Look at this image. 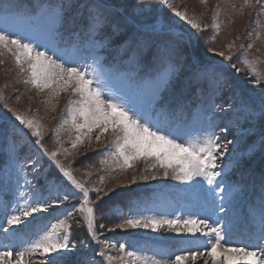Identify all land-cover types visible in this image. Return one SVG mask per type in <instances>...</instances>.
<instances>
[{"label": "rangeland", "instance_id": "374dc122", "mask_svg": "<svg viewBox=\"0 0 264 264\" xmlns=\"http://www.w3.org/2000/svg\"><path fill=\"white\" fill-rule=\"evenodd\" d=\"M35 1L5 0L8 7L6 11H0V27L9 31L24 32L42 43L46 42L47 32L44 29L47 19L37 23L35 16L43 13L47 17L50 15L48 5H56L61 0H40L39 4H35ZM78 2L87 4L91 0ZM105 3L109 5L110 17L121 23L122 30L119 35L113 36L110 35L111 28L105 29L103 46L98 43L89 46L82 42L80 60L90 63L92 57L99 58L104 67L110 68L117 77L115 83L118 87L126 90L130 88L138 99L151 101L157 111L164 109L174 114L172 116L180 117L181 120H172L171 127L183 139L202 142L208 132L214 131L221 144L233 141L229 144L232 154L218 157L220 167L216 169L220 171L223 168L224 172V176L218 178L222 179L226 186L223 193L224 207L231 205L239 195L251 196L243 204L239 203L238 215L229 213L230 217L224 220L220 218L219 222L228 233V222L233 225L232 229H239V225L244 228L245 224L248 225L247 228L255 226L253 220H246L244 223L239 219V214L258 216L255 212L261 210L262 204L260 199L256 198L264 197V177L260 178L264 175V151L260 148L261 136L264 134V118L261 117V110H264V12L259 8L244 5V0H168L167 4L162 0H105ZM2 7L4 5H0V8ZM174 7L186 12L190 19L201 25L202 31L191 29L186 22L174 18ZM76 10L74 5L71 12ZM214 15L216 23L219 24L218 32L212 27ZM29 19L33 20V25L26 23ZM155 22L165 24L163 34L149 30ZM172 25L174 26L169 27ZM69 43L71 39L65 30L62 46ZM248 44H252L251 49ZM137 45L140 48L155 46L163 64L152 69L143 64L135 52ZM170 45L176 46V55L171 58L165 54L166 46ZM229 45L233 47L229 48ZM240 45H243V50ZM130 46L133 51L125 55V50ZM209 48L231 55L232 61L209 52ZM244 58L254 63L257 74L262 77L259 82L257 75L252 74L241 62ZM0 60H3L0 64V224L7 227V216L13 214L16 204L23 206L34 203L37 199H48L49 186L53 181L57 183L61 193L65 186L71 188L70 182L48 157H43V168H33L31 160L40 158L39 146L35 145L36 138L31 136L30 130L14 126L18 125V122L14 121L13 113L9 111L13 109L35 119L41 125L42 142L49 151L62 147L72 153L70 156L58 154L57 159L72 170L77 180L88 188H101V195L109 193L104 196L97 211V230L101 242L97 243L89 238L81 215L75 214L76 220L81 223L77 227L76 222L72 221L73 234L70 240L76 247L64 258V264H82V258L85 264H106L103 257L97 253L105 250L108 255L117 257L119 252L113 250L112 245L115 244L118 248L120 243L126 244L128 250L138 256L161 261H165L167 255L163 256L159 250L166 246L164 243L168 242V237L182 238L183 242L187 237H193V242L206 244L205 239L196 238L199 234L195 237L187 233L178 235L165 228L156 232L144 228H116L124 218L131 216L160 219L181 215L187 217L189 213L200 217H204V212L213 214L211 205L205 200V194L200 191V184H203L204 188L208 185L202 180L199 183L175 180L171 172L165 177L163 169L158 166L145 171L144 160L134 162L132 168L116 167L113 159L104 151L113 139L111 133L105 134L100 141L94 138L91 141L85 139L75 149L72 148L70 141L75 139L74 130H69L68 126L60 127L67 116L69 94L61 93L58 97H50L47 90L41 92L23 82L26 76L18 73L11 55L6 54L0 57ZM207 63L221 68L222 63L227 65L225 71L231 91L226 92L230 87H225L222 94H213L208 90L201 93L195 88L186 87L193 70L200 64ZM169 64L174 65L171 69L173 79L166 84L162 80V74ZM231 64H235L240 71L237 72ZM230 104L232 107H229ZM242 105H246L247 110L252 113L250 120L244 119L245 111ZM224 126H227L229 131L221 133L220 128ZM54 129L58 131V136L53 135ZM113 150L114 148H108L109 152ZM104 160L107 162L102 164L101 161ZM238 160L242 161L239 167L236 166ZM254 162L255 165H250ZM145 176L148 178L144 179ZM101 177L104 178L102 184ZM26 180L29 183H26ZM245 188L247 191H244ZM51 194L54 196L55 191ZM91 196L95 201L96 193H91ZM76 203L78 200H72L59 207L50 208L48 212L34 214L20 225L13 226L9 230V240L4 244L9 246L7 248L16 250L26 247L44 235L58 218L63 219L65 209ZM100 211L103 212L102 218ZM220 214L217 206L212 222L220 217ZM99 224H104L105 228L99 229ZM18 227L25 228L14 233L13 230ZM3 231V228H0V232ZM81 240L87 241L88 246H82ZM186 242L192 243L187 252L192 251L195 248L193 242ZM5 245L0 251L7 249ZM204 248L201 251H204ZM12 258L15 259L14 256ZM190 261L191 259L187 260L186 264H190ZM1 264H7V261ZM25 264H41V261L38 257L32 261L25 258ZM125 264L132 262L126 260ZM208 264L213 262L210 260Z\"/></svg>", "mask_w": 264, "mask_h": 264}, {"label": "snow or ice", "instance_id": "6c2138e0", "mask_svg": "<svg viewBox=\"0 0 264 264\" xmlns=\"http://www.w3.org/2000/svg\"><path fill=\"white\" fill-rule=\"evenodd\" d=\"M164 4L168 0H162ZM0 11H6L5 0H0ZM76 11L71 12L73 6ZM244 5L259 8L264 12V2L262 0H244ZM234 7V5H233ZM50 15L44 14L35 16L38 23L47 19L45 31L47 41L42 43L34 36L24 32L9 31L0 27V57L8 54L14 59L16 69L19 74H24L25 84H30L37 90L48 91L50 97H58L61 93H68L70 98L67 103V116L63 119L60 127L68 126L69 130H74L75 139L70 141L71 147L76 148L85 139L91 141L93 138L100 141L101 138L111 133L113 139L109 142L105 152L110 156L115 166L121 169L132 168L134 162L144 160L146 162L145 171L159 167L163 169L165 177L171 172L173 179L188 183H199L201 180L208 185L207 188L200 184V191L205 194L206 202L211 205L213 213L219 207V212L224 213L223 193L226 186L223 184V168L216 171L220 165L218 157L222 158L226 154L231 155L229 143L221 144L219 137L214 131L207 133V137L202 141L185 140L172 130V115L167 110H156V106L151 101L138 99L130 90L118 87L115 83L117 77L110 68H105L102 61L97 57H92L91 62L80 60L82 50L81 43L95 46L97 43L103 46V34L105 29L111 28L110 35H119L122 25L119 21L110 17L108 12L109 5L105 0H91L87 4H79L78 0H61L56 5H48ZM174 18L186 22L191 29L202 31L201 25L195 20L190 19L186 12H182L178 7L172 9ZM71 13V15H69ZM28 25H33V20L26 21ZM169 26V27H173ZM165 24L155 22L149 29L152 32L163 33ZM213 28L219 31V24L216 23V16H213ZM65 30L71 39V43L63 44ZM251 33H249L250 35ZM142 47V45H141ZM233 45H229V48ZM252 48V44H248ZM243 50V45H240ZM133 51L130 46L125 50V55ZM209 52L225 57L229 62L232 61L231 55L225 52H215L209 48ZM136 55L140 54V47L135 48ZM165 54L171 58L176 55V46H166ZM252 74L257 75V82L260 77L254 63L247 58L241 61ZM3 60H0V64ZM237 72L240 71L235 64H231ZM173 64H169L168 69L162 74V80L167 84L173 79ZM214 66L211 63L200 64L197 66L186 85L188 88H195L204 93L205 90L216 93H223L225 87H230L225 69ZM2 99V96H0ZM229 107H232L230 104ZM244 111V119L250 120L252 113L247 110L246 105L241 106ZM12 111L14 121L24 129L31 132L35 137V145L39 146V159L31 160L34 169L43 168V157H48L64 178L70 182L71 188L64 187L61 193L57 183L50 184V194L48 199H37L34 203L30 202L21 206L16 204L13 207V214L7 216L4 227L7 233L13 226L20 225L22 221L33 217L36 213L48 212L50 208L59 207L61 204L72 200L78 203L66 208L63 219H57L44 235L29 243L26 247L19 250L7 248L0 251V261H7V264H25V258L32 261L38 257L41 264H64V258L75 250V244L70 240L73 234V223L80 226V221L76 220L75 214H80L83 225L87 229L89 238L100 243L97 230V211L104 200L101 195V188H88L85 184L76 179L72 170L66 167L58 159V154L70 156L72 153L65 148H57L49 151L43 144L41 135V125L33 118H29L19 112ZM261 117L264 118V110H261ZM227 126L221 127L220 132H228ZM53 135L58 136L57 130H53ZM108 148H114L108 151ZM260 148L264 151V134L261 136ZM107 161H101L106 163ZM242 161L238 160L236 166H241ZM148 177L145 176L144 179ZM101 177V184L103 183ZM155 179V177H153ZM26 183L29 181L26 180ZM55 191L53 196L51 193ZM96 193L95 201L91 193ZM219 199V205H217ZM7 207V206H6ZM100 217L103 212L100 211ZM210 216L200 217L197 214L189 213L187 217L181 215L174 218H156L144 216H131L123 219L122 223L116 228H144L156 232L166 228L176 234L187 233L192 236L199 234L205 238L206 244L204 251H189L182 255H175L165 261L149 259L136 255L129 251L126 244L120 243L118 248L114 244L112 249L119 252V256L108 255L105 250H101L97 255L103 257L106 264H125L130 260L132 264H184L191 259L195 262L198 257L207 255L213 264H264V247L257 248L255 245L232 246L228 239V231L220 224V217L214 222H210ZM104 224H99V229L103 230ZM111 231V229H109ZM258 240H264V197L261 205L260 235ZM80 244L87 247V241L81 240ZM105 248L107 243L105 242ZM15 257V261L11 257ZM82 264H85L82 258ZM203 264H208L204 260Z\"/></svg>", "mask_w": 264, "mask_h": 264}, {"label": "bare ground", "instance_id": "6f19581e", "mask_svg": "<svg viewBox=\"0 0 264 264\" xmlns=\"http://www.w3.org/2000/svg\"><path fill=\"white\" fill-rule=\"evenodd\" d=\"M228 98H229V96H228ZM194 105V104H193ZM262 156V155H261ZM259 158H260V156H258ZM250 165H255V162L254 163H252V164H250ZM235 172V171H234ZM233 176V175H232ZM264 177V175H261V177ZM231 178V177H230ZM250 186V185H249ZM260 189V188H259ZM244 191H247V188H245V190ZM251 196V194H249V196H247L246 197V195H244V196H237V199L235 198V200L232 202V204L231 205H229L228 204V206H226L225 207V212L224 213H221L220 214V218H223V220H224V218H226L227 219V217H230V214H233V213H235V215L238 213V211L240 210V207H238V205H239V203H241V204H243L244 202H246V200L248 199V197H250ZM245 197H246V199H245ZM256 199H260V201H261V204H262V199L260 198V197H257ZM165 200V199H164ZM169 201V200H168ZM160 202V201H159ZM163 202V201H162ZM165 203V202H164ZM182 204H183V202H182ZM161 205H162V203H161ZM171 207V206H170ZM170 207H168V208H170ZM177 207V206H176ZM255 207V206H254ZM257 207V206H256ZM255 207V208H256ZM244 208V207H243ZM253 209V208H252ZM257 209H258V207H257ZM256 209V210H257ZM242 210H244V209H242ZM249 210V209H248ZM245 211H246V209H245ZM249 213L251 212V211H248ZM215 213V212H214ZM213 213V214H214ZM230 213V214H229ZM245 213V212H244ZM193 214V213H192ZM203 214V213H202ZM213 214L212 213H209V212H204V216H210L211 217V222H212V217H213ZM228 214H229V216H228ZM255 214H257L258 216H252V217H250V216H246V215H248V214H243V213H240L239 215V219H241L244 223H245V221L246 220H249V221H254L255 222V226H252L251 228H247V226H246V224H245V227L244 228H242V225H239V229H232L231 227L233 226H231L230 225V222H228L227 223V228H230V229H228L229 230V233H228V239L231 241V243H232V246H243V245H245V244H247V245H255L257 248H259V247H264V240H258L257 239V237L260 235V223H261V210H259V212H255ZM238 215V214H237ZM234 220V219H233ZM215 221V220H214ZM224 223V222H223ZM249 223V222H248ZM252 223V222H251ZM225 224V223H224ZM238 224V223H237ZM251 225V224H250ZM23 228H25V227H18V228H16V229H14L13 231H14V233H16V231L17 232H21L22 230H24ZM166 229V228H165ZM164 229V230H165ZM167 233V232H166ZM3 234H5V237L8 239L10 236V234H11V232H7V233H5L4 231H3ZM173 234H174V232H173ZM12 235H13V233H12ZM15 236V235H14ZM196 236V235H195ZM194 236V237H195ZM200 236V235H199ZM199 236H196V238L198 237L199 239H205L204 237H199ZM168 237V236H167ZM173 237V236H172ZM165 238V237H164ZM193 238V237H192ZM192 238H190V239H188V237L186 238V240H185V242H183V239L182 238H178V237H173V239L170 237H168V240L166 239V241H168V242H166V243H164V244H166V246H164V247H166V248H164V249H162V250H159V252L163 255V256H166L165 258H166V260H168V259H170V258H174L175 257V255H182V254H184L185 252H187L188 250H189V245H191V244H188L186 241L188 240V242H190V241H192L193 242V239ZM195 238V239H196ZM194 239V240H195ZM198 239V240H199ZM204 241V240H203ZM155 243V242H154ZM185 243V244H184ZM4 244H2V243H0V248L3 246ZM179 245H183V247L182 246H179ZM197 245V246H196ZM193 246L195 247L193 250H203V248L205 247V245H202V243L201 244H197L196 242H193ZM14 247H15V245H14ZM171 247H176V249H172ZM190 248H192V246H190ZM192 250V251H193ZM166 252H168V253H166ZM198 252V251H197ZM11 259L13 260V261H15V259L14 258H12L11 257ZM204 260H208V263H209V259H208V257H207V255H205L204 257H198V259L195 261V262H193L192 260L190 261V264H203V262H204ZM1 262H4V263H6V261H0V264H1ZM186 262H187V260L184 262V264H186Z\"/></svg>", "mask_w": 264, "mask_h": 264}, {"label": "trees", "instance_id": "16d2710c", "mask_svg": "<svg viewBox=\"0 0 264 264\" xmlns=\"http://www.w3.org/2000/svg\"><path fill=\"white\" fill-rule=\"evenodd\" d=\"M40 0H36L34 3L39 4ZM136 47H139L138 45ZM139 59L145 65H147L150 69L159 65L162 62V57L158 53L155 46H150L147 48H140Z\"/></svg>", "mask_w": 264, "mask_h": 264}]
</instances>
